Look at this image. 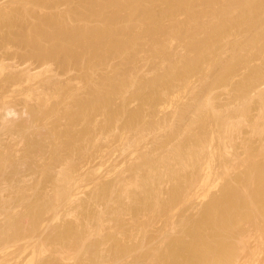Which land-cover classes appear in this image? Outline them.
<instances>
[{
    "label": "rangeland",
    "instance_id": "1",
    "mask_svg": "<svg viewBox=\"0 0 264 264\" xmlns=\"http://www.w3.org/2000/svg\"><path fill=\"white\" fill-rule=\"evenodd\" d=\"M250 1L253 2L251 11H244L237 3L238 10L232 8L227 12L220 1L210 4L206 0H193L197 21L202 25L196 37L208 43L209 48L193 66L189 64L194 55L188 48L189 38L179 37L180 26L189 18L185 10L177 13L179 17L174 20L171 17L161 19L165 34H162L160 46H153L151 39L145 37L139 38L135 49L100 55L82 52L77 60H71L67 53H50L53 40L39 35L40 32L32 27L40 24L45 31H52V25L42 20L56 16L68 28L102 29L101 17L89 15L86 0H0V19H4L0 20V264H146L144 260H149L147 256L151 258L156 247L162 243L166 245L185 231L186 225L182 228V224H186V220L199 217L203 205L218 193L227 179L232 182L235 175L244 171L248 165L241 161L247 158L245 144L254 148L252 155L249 153L251 156L259 146L260 150L264 148V132L254 133L250 126V119L257 118L261 112L260 99L264 95V0ZM214 9L225 10L229 18L226 21L216 17V25L222 27L216 35L210 27ZM141 22L139 17H134L119 21L116 27L119 24L138 32L145 24ZM36 36L42 40L41 47L33 43ZM159 49L169 54L160 55ZM172 69L177 73L174 76H170ZM88 99L95 100L98 105L95 110L76 109V100ZM7 109L14 112L6 115ZM73 113L77 118L71 121ZM223 116H231L238 126L234 130L237 133H232L236 138L232 140L231 136H226V142L221 139L225 137H221L223 128H219ZM205 138H211L206 140L211 143L206 145ZM202 143L206 149L201 147ZM195 147L203 150L205 160L199 157L200 163L196 160L197 163L192 164L191 160L203 153ZM159 156L166 157V161ZM181 158L191 164H181L184 160ZM207 161L209 167L205 165ZM146 162L153 163L152 167ZM224 163L232 164V167L227 166L235 169L229 170L225 178L227 166ZM148 166L150 170L153 168L149 174L153 178L145 182L146 186L143 178L148 175ZM202 166L205 171L201 170ZM222 166L225 173L221 171ZM174 169L179 170L178 177H175L177 172L174 176ZM199 169L203 173L198 172ZM209 170L211 179L206 177ZM135 172H139V180ZM197 172L199 179L195 176ZM203 176L209 178L206 179L209 182L214 178V187L211 183L209 197L202 196V200L198 195L204 191L201 187ZM134 177L137 182L143 181V185L140 181L141 187L139 182L132 184L134 187L128 183L132 178L136 181ZM193 177L198 180L191 189L193 193L176 200L184 203L175 201L166 205L172 192L182 185L185 190L189 182H184ZM218 178L219 186L214 182H218ZM179 180L177 186L175 183ZM122 181L130 185H127L130 191L124 198L120 194L126 187ZM157 188L160 194L154 201L150 190ZM65 198L73 199L69 202ZM11 220L14 221L12 226L17 227L13 230H10ZM177 223L181 226L177 227ZM63 229L74 232L62 236ZM251 230L246 231L250 237L245 232L249 238L243 239L246 242L237 235L236 241L242 247L236 244V236L228 237L229 242L236 244L231 263L238 259L240 264L244 263L245 256L254 251L258 257L255 255L253 260L255 256L250 254L252 258L247 257L248 263L244 264H264V248L261 253L262 248L259 250L255 245V251V247H251L257 242L261 245L262 241L255 240L260 233L256 235ZM33 251L37 252L34 257L31 256Z\"/></svg>",
    "mask_w": 264,
    "mask_h": 264
},
{
    "label": "bare ground",
    "instance_id": "2",
    "mask_svg": "<svg viewBox=\"0 0 264 264\" xmlns=\"http://www.w3.org/2000/svg\"><path fill=\"white\" fill-rule=\"evenodd\" d=\"M220 1L223 5V8L227 9V12L229 11L228 9H232V8H235L237 9L236 5L240 4L242 5V7L244 8V11L248 12V11H251V5L253 4V2H251L250 0H206L207 3H210V4H214L215 2H218ZM87 4H88V11H89V15L91 16H94V15H97V16H100L102 21H103V28L102 29H99V30H92L91 29H86V28H82V27H78V28H68L67 25L63 22L62 19H60L59 17H56V16H51V17H48L46 19H43L42 20V23H47L49 22L52 27L54 28L52 31H49L47 32L48 30H44V27L43 25H40V24H37L35 26L32 27V29H37L39 33V35H47L51 40H53V43H52V48L49 49L50 53L52 54H63L64 53H67L69 54V56L71 57V60H77L78 57H81V53L82 52H91L93 54H99V53H102L104 52L105 54H109V53H118V52H123V51H126L128 49H135L136 46L138 45V41L139 38H150L152 43L154 44L153 46H160V42H161V37H162V34L164 33V26H162V21L161 19H163L164 17H169L168 19L173 18H177L179 16H176L177 13H179L180 11H187L188 14H189V18L186 22L182 23V25L180 27H182V31L179 33V37H185V38H189V42H188V48L191 50L192 54L194 53L193 57L191 58V63L189 64H196V63H199L200 62V59L203 58L206 54H207V48H208V43H206L204 40H200L196 37V33L197 31L202 28V25L199 23V21H197V17H198V14L194 11L195 7L193 6V0H86ZM219 2V4H220ZM147 3V4H145ZM198 3V2H197ZM205 3V2H203ZM238 3V4H237ZM218 4V5H219ZM208 5V4H207ZM217 5V6H218ZM239 5V6H240ZM28 6V5H27ZM210 6V5H209ZM216 7V4L214 5ZM257 6V5H256ZM207 7V6H206ZM214 7V8H215ZM222 7V6H221ZM220 8V6L218 7ZM221 9V8H220ZM5 10V9H4ZM12 10V9H11ZM206 10V9H205ZM211 10H213L211 8ZM238 10V9H237ZM81 11V10H80ZM236 10L233 11V13L235 12ZM198 12V11H197ZM212 13V11H210ZM260 12V11H259ZM149 13V15L147 16V14ZM210 13V14H211ZM207 14V13H206ZM230 14H232L230 12ZM3 15V14H2ZM227 15V16H226ZM187 16V15H186ZM206 16V15H205ZM211 22H210V27H211V30L213 32L214 35H216V33L220 32L222 30V27L221 26H218L216 25L217 22H215L216 20V17H219L220 19L221 18H225L226 21L229 19L228 18V14L225 13V10L222 11V10H217L215 11L214 9V12L213 14H211ZM245 16L247 17V14L245 13ZM134 17H139L143 22L141 23H145L144 25H142V28L141 30H139L138 32H136V29L134 31H132L129 27H120L119 24L118 26L116 27V23H119V21H123L125 19H133ZM253 17V16H252ZM187 18V17H186ZM207 18V16H206ZM251 18V17H250ZM167 19V18H166ZM181 19V18H180ZM204 19V18H203ZM1 21H3L4 19H0ZM223 20V19H222ZM203 21V20H202ZM207 20H205L206 22ZM83 22V21H82ZM100 22V21H99ZM175 22V21H174ZM201 22V21H200ZM218 22H219V19H218ZM94 23V22H93ZM97 23V22H96ZM101 23V22H100ZM167 23V22H166ZM204 23V22H203ZM209 23V22H208ZM115 24V25H114ZM180 24V23H178ZM209 25V24H207ZM205 25V26H207ZM128 26V25H127ZM140 27V26H138ZM167 27V26H166ZM178 28V27H177ZM176 28V29H177ZM139 29V28H138ZM179 29V28H178ZM207 29V28H206ZM210 28H208L209 30ZM231 29V28H230ZM30 31V30H29ZM137 34H136V33ZM166 32V31H165ZM174 33V32H173ZM199 33V32H198ZM103 34L105 35H108V37H105L103 36ZM165 34V33H164ZM204 34V33H203ZM203 34H200L203 35ZM144 37H143V36ZM198 35V34H197ZM218 35V34H217ZM248 35V34H247ZM38 37V38H37ZM169 37V36H168ZM213 37V36H212ZM163 38V37H162ZM202 39V38H201ZM212 39V38H211ZM187 40V39H186ZM263 40V39H262ZM41 38L40 36H36L35 38H33V43L34 45L38 46V47H41ZM150 41V42H151ZM253 41V40H252ZM44 42V41H43ZM167 42V41H165ZM249 42V41H248ZM162 43V42H161ZM183 43V42H182ZM152 45V44H151ZM171 45H172V42H171ZM187 45V44H186ZM148 46V45H146ZM216 46V45H215ZM164 47V46H163ZM167 47V45L165 46V48ZM243 48V47H241ZM143 49V48H142ZM168 49V48H166ZM172 49V48H170ZM209 49V48H208ZM239 49V48H238ZM130 51V50H129ZM160 52V55L162 53V55H165V53L169 54L168 52H164L163 50H158ZM177 50H175L176 52ZM251 51V50H250ZM156 52V51H154ZM187 52V51H186ZM185 52V53H186ZM189 51V53H191ZM171 53V52H170ZM127 54L128 51H127ZM132 54V53H131ZM177 54V53H176ZM100 55V54H99ZM172 55V54H171ZM170 55V56H171ZM212 55V54H211ZM88 56V55H87ZM247 56V55H246ZM157 57V56H156ZM176 57V55H175ZM174 57V59H175ZM128 58V57H127ZM126 58V59H127ZM170 58V57H169ZM173 58V57H172ZM85 59V58H84ZM157 59V58H156ZM163 59V58H162ZM95 60V59H94ZM131 60V59H130ZM129 60V61H130ZM160 60V59H159ZM172 60V59H171ZM212 60V59H211ZM189 61V62H190ZM217 61V59H216ZM165 62V60H164ZM181 62V61H180ZM206 62V61H205ZM245 62V61H244ZM84 63V62H83ZM135 63V62H134ZM161 63L162 60H161ZM166 64V63H165ZM213 64V63H212ZM222 64V63H220ZM161 65V64H160ZM159 65V66H160ZM164 65V64H163ZM171 65V64H170ZM158 66V65H157ZM195 66V65H193ZM211 66V65H210ZM162 67V66H161ZM169 67V66H168ZM179 68V67H178ZM177 69V68H175ZM181 69V68H180ZM161 70V69H160ZM136 71V70H135ZM163 71V70H162ZM173 73L170 75V76H174L176 71L174 72V70L172 69ZM224 71V69L222 70ZM117 72V71H116ZM112 73V72H111ZM213 73V72H212ZM177 74V73H176ZM220 74V73H219ZM120 75V74H119ZM104 76V75H103ZM132 76V75H131ZM209 76V75H208ZM215 76V75H214ZM221 76V75H220ZM171 78V77H170ZM218 78V77H217ZM98 80V79H97ZM124 80V79H123ZM174 80V79H173ZM246 82V81H245ZM147 83V82H146ZM248 83V82H247ZM149 84V83H148ZM152 84V83H151ZM92 87V86H91ZM125 87V86H124ZM153 87V86H152ZM240 87V85H239ZM138 88V87H137ZM187 89V87H186ZM91 90V89H90ZM238 91V90H237ZM246 93V92H245ZM259 94V93H258ZM263 94V93H261ZM180 96V95H178ZM177 96V97H178ZM70 97V96H69ZM263 98H261V105H259L261 107V112H259V115L257 116V118L255 117L254 119H250V126L252 127V130L254 131V133H259V135L261 134V132H264V95L261 96ZM239 98V97H238ZM245 100V99H244ZM247 100V98H246ZM259 100V101H260ZM94 99H88V100H76L75 101V107L76 109H82L83 111H88V112H92L93 110H95L97 108V104L94 103ZM210 102V101H209ZM243 102V101H242ZM241 102V103H242ZM214 104V103H213ZM259 104V103H258ZM47 105V104H46ZM208 105V103H207ZM206 105V106H207ZM212 105V104H211ZM250 105V104H249ZM44 106V105H43ZM45 107V106H44ZM246 107V106H245ZM259 107V108H260ZM105 108V107H103ZM244 108V107H243ZM258 108V109H259ZM220 109V108H219ZM212 110V108H211ZM260 110V109H259ZM11 111L14 112L13 109H7L6 112L8 114L6 115H9V113L11 114ZM52 111V110H51ZM209 111V110H208ZM216 111V110H215ZM5 112V113H6ZM59 112V111H58ZM57 112V113H58ZM42 113V112H41ZM84 113V112H83ZM187 113V112H186ZM209 113V112H207ZM225 114V113H224ZM44 115V114H43ZM49 115V114H48ZM56 115V114H55ZM223 115V114H222ZM221 115V116H222ZM68 116V115H67ZM77 118V115L76 114H71L70 115V120L71 121H74L75 119ZM216 119V118H215ZM222 120H220V126L219 128H223V131L224 133H221L224 134V135H220L221 139H225L226 136L227 138L229 136H231V139L233 138V132H236L234 131L235 128L238 126L236 125L237 122H232V118L231 116H223V118H221ZM241 119V118H240ZM64 120V119H63ZM69 120V119H68ZM44 121V120H43ZM79 121V120H78ZM70 122V121H69ZM204 122V121H203ZM208 122V121H207ZM241 122V121H240ZM71 123V122H70ZM69 123V124H70ZM47 124V123H46ZM185 124V123H184ZM201 124V123H200ZM43 125V124H42ZM211 125V124H210ZM71 126V125H70ZM242 126V125H241ZM192 128V127H191ZM216 128V126H215ZM204 129V128H203ZM193 129H191L192 131ZM202 130V129H201ZM208 130V129H207ZM239 130V129H238ZM187 131V130H185ZM194 131V130H193ZM213 132V131H212ZM222 132V131H221ZM174 133V132H173ZM208 133V132H207ZM233 133V134H232ZM237 133V132H236ZM204 134V133H202ZM214 135V132L212 133ZM211 134V135H212ZM225 134H228V135H225ZM140 135V134H139ZM199 135V133H198ZM206 135V134H205ZM210 135V136H211ZM258 135V136H259ZM209 136V135H208ZM207 136V137H208ZM255 136V135H254ZM257 136V135H256ZM204 137V136H203ZM206 137V138H207ZM235 137V136H234ZM137 138V137H136ZM142 138V136H141ZM175 138V137H174ZM183 138V137H182ZM203 139L204 141L206 140H211V138L209 139ZM219 138V137H218ZM230 138V137H229ZM236 138V137H235ZM233 138V139H235ZM128 139V138H127ZM134 139V138H133ZM140 139V138H139ZM143 139V138H142ZM216 139V138H215ZM232 139V140H233ZM173 140V139H172ZM201 140V141H203ZM213 140V138H212ZM218 140V139H217ZM231 140V141H232ZM141 141V139H140ZM139 141V142H140ZM197 141V140H196ZM222 141V140H221ZM229 140V142H231ZM130 142V140H129ZM138 142V141H137ZM210 142V141H209ZM206 141V145L207 143H209ZM220 142V141H219ZM225 142H226V139H225ZM174 143V142H173ZM211 143V142H210ZM245 143V142H244ZM185 144V142H184ZM194 144V143H193ZM204 144L205 143H202L200 146L201 147H204ZM134 145V144H133ZM180 145V144H179ZM205 145V146H206ZM226 145V144H225ZM247 145H249L247 143ZM245 144V150L247 152V158L241 160L242 163L244 164H248L246 166V168L244 169V171L242 173H238L237 175H235V179H231L232 182H230L228 179L224 182V184L221 185V188L218 190V193H215V195H213V197L211 198L210 201L206 202L203 207H202V211L201 213L199 214V217L197 219H189V220H186V224H182V228H183V225H186V229H184L185 231L180 234V235H177L176 237L174 236L171 240L168 241V243L166 245H159V247H156V249H154L151 253V258L150 257H146L148 258L149 260H144L146 264H235L237 263V261L239 260L237 257H235L236 259L238 260H235L234 263H231V261L234 259V254L236 252V248H235V245L237 244L238 246H241L238 244V241H236L238 238V236H240V240H246L245 237L248 236L247 234V230L248 228H251L253 230V233L254 234H258V236H256L257 238L255 239L256 241H262L261 245L259 244V242H257L256 244H254L253 246H251L252 248L255 247V245L257 246V249L259 248H262L261 249V253H263V248H264V148L262 150L261 149V146H259V150L260 152H257L259 150H256V153L255 156L252 153L255 151L254 148L251 146H247ZM171 146V145H170ZM173 146V145H172ZM171 146V147H172ZM181 146V145H180ZM221 146V144H220ZM144 147V146H143ZM211 146H209L210 148ZM225 147V146H223ZM138 148V147H137ZM140 148V147H139ZM170 148V147H169ZM177 148V147H176ZM179 148V147H178ZM191 148V147H190ZM198 148V147H195V149ZM205 148V147H204ZM207 148V147H206ZM205 148V149H206ZM175 149V148H174ZM193 149V147H192ZM211 149V148H210ZM225 149V148H224ZM189 150V149H188ZM194 150V149H193ZM196 150H199L200 152H203V150H201L200 148L199 149H196ZM226 150V149H225ZM169 151V149H168ZM174 151V150H173ZM195 151V150H194ZM199 151H196V154H199L200 152ZM208 151V150H207ZM210 151V150H209ZM175 152V151H174ZM185 152V151H184ZM198 152V153H197ZM223 152V151H222ZM167 153V152H166ZM173 153V152H171ZM215 153V152H214ZM225 153V152H224ZM251 155H250V154ZM162 154V153H161ZM169 154V153H168ZM195 154V153H194ZM207 154V153H206ZM211 154H213L212 150H211ZM178 155V154H177ZM182 155V154H181ZM189 155V153H188ZM200 155V154H199ZM208 155V154H207ZM215 155V154H214ZM225 155V154H224ZM176 156V155H175ZM187 156V155H185ZM194 156V155H193ZM193 156H191L193 158ZM159 157H162L164 158L163 156H159ZM171 157V155L169 156ZM174 157V156H173ZM178 157V156H177ZM199 157H203L204 158V152L201 154V156H198L193 158L195 159L193 161V159L190 160L194 163L192 164H195L196 160L198 161ZM207 157V156H206ZM212 157V155H211ZM210 157V158H211ZM166 158V157H165ZM165 158L163 159L164 161ZM214 158V157H213ZM212 158V159H213ZM224 158V157H223ZM152 159V158H151ZM159 159V158H158ZM161 159V158H160ZM158 160V161H161V160ZM167 159V158H166ZM171 159V158H170ZM180 159V158H179ZM182 159V158H181ZM184 159V158H183ZM182 159V160H183ZM202 159V158H200ZM150 160V159H149ZM156 160V159H155ZM181 160V161H182ZM205 160V158H204ZM203 160V161H204ZM224 160V159H223ZM147 161V160H146ZM173 161V159H172ZM180 161V162H181ZM201 161V160H200ZM157 162V161H155ZM163 162V161H162ZM183 163L181 164H191V163H187L185 162V159L182 161ZM212 162V160H211ZM231 162V161H230ZM229 162V163H230ZM149 164V166L153 163H149V162H146ZM197 163V162H196ZM198 163H200L198 161ZM204 163V162H203ZM208 161L205 163V165L208 166ZM146 164V165H148ZM169 164V163H167ZM178 164V163H177ZM180 164V166H181ZM202 164V163H201ZM222 164V163H221ZM226 166H231L232 164H226L224 163ZM151 165V167H152ZM179 165V164H178ZM184 165L181 167V169L183 168H186L184 167ZM187 165V166H188ZM199 165V164H198ZM204 165V164H203ZM148 166V170L146 171L147 172V176L143 178V181L144 183H148L150 179L153 178V176H150V172L153 168H149ZM166 166V165H165ZM164 166V168H165ZM171 166V165H170ZM225 167L226 168V171L224 169V171L226 172V174H224V178L225 176H228L229 175V170L233 172V170L235 171V169H230V167ZM143 167V166H142ZM147 166H145L144 164V168H146ZM159 167V166H158ZM189 167H193V166H189ZM188 167V168H189ZM203 167V166H202ZM209 167V166H208ZM232 167V166H231ZM234 167V166H233ZM210 168H211V165H210ZM209 168V169H210ZM229 168V169H228ZM169 169V168H167ZM179 169V168H177ZM181 169H180V172H181ZM201 169V168H200ZM198 170V172H200L201 170H204L205 171V168L203 167V169L201 170ZM212 169V168H211ZM134 170V169H133ZM150 170V171H149ZM176 169H174V176H175V172L176 173V176L175 177H178L177 174L179 175V170L178 171H175ZM214 170V169H213ZM139 171V169H138ZM149 171V172H148ZM170 171V170H169ZM207 171V170H206ZM210 171L209 170V175L206 174V177L210 176V179H211V175H210ZM223 171V166H222V170ZM223 171V172H224ZM133 172V171H132ZM153 172V170H152ZM183 172H184V169H183ZM198 172L196 173V177H197V174ZM224 172V173H225ZM136 174H138L137 172H135ZM134 173V174H135ZM154 173H156V171L154 170ZM195 173V172H194ZM200 173H203V172H200ZM205 173V172H204ZM228 173V174H227ZM133 174V175H134ZM166 174V173H165ZM171 174V175H173ZM193 174V172H192ZM212 174V172H211ZM221 174V173H220ZM219 174V175H220ZM182 175V174H181ZM180 175V177H181ZM232 176V173L230 174ZM139 174L135 177L138 178ZM159 176V175H158ZM199 176V175H198ZM201 176V175H200ZM213 176V175H212ZM222 176V175H221ZM222 176V177H223ZM134 177V179H135ZM140 177V176H139ZM152 177V178H150ZM184 177V176H183ZM182 177V179H184ZM204 178L203 176V183L201 182V187L203 186L204 188V191L201 190V193L199 198L201 199L202 196L204 198V196H206L208 194V192H211L212 190L211 187L213 186V180L214 178H212V181L209 182L207 181L206 179L210 180L209 178ZM71 178V177H70ZM150 178V179H149ZM199 179V177H197ZM72 179V178H71ZM130 179V178H129ZM142 179V178H141ZM177 179V178H175ZM173 179V180H175ZM187 179V178H186ZM194 179V180H193ZM193 179H188L187 182H184V183H188V184H185V190L184 188V185H182L181 187L178 185L180 183V180L179 182H176L175 184L179 187H177L176 190H174L172 193L173 195L171 196V198L168 200L167 204L166 205H171L173 204L178 198L184 196L183 198H187L189 197L192 193L191 191L193 190L194 186H195V183L198 181L197 179L195 180V178L193 177ZM206 181H205V180ZM217 179V178H216ZM73 180V179H72ZM125 180H128V179H125ZM136 180V179H135ZM139 180V178H138ZM171 180V179H170ZM67 181V180H66ZM70 181V180H69ZM130 180H128V183H130V185L132 184H137L139 182V186L141 187V185H143V181H141V185H140V181L137 182L133 180V178L131 179V181L129 182ZM148 181V182H147ZM152 180H150L151 182ZM177 181V180H176ZM183 181H186V180H183ZM182 181V182H183ZM218 182L214 181L216 184L215 185H218L219 186V181L220 179L218 178L217 180ZM68 182V181H67ZM73 182V181H72ZM118 182V181H117ZM124 184L123 186L126 185V187L122 188V190L120 192L121 194V197H123L124 195H126V192H128V189L127 190V182L125 184L124 181H122ZM134 182V183H132ZM137 182V183H135ZM155 182V181H154ZM206 182V183H205ZM69 184H71L70 182H68ZM145 183V184H146ZM178 183V184H177ZM183 183V184H184ZM205 183V184H204ZM211 183H212V186H211ZM236 183V184H235ZM121 184V185H122ZM144 184V186H145ZM206 187H204V185ZM118 185V184H117ZM129 185V187H130ZM136 185V186H138ZM100 186V185H99ZM133 187L135 185H132ZM131 186V187H132ZM143 186V187H144ZM146 186H148V184H146ZM159 186V185H158ZM162 185H160V188H161ZM198 186V185H197ZM196 186V187H197ZM200 186V185H199ZM218 186H215L218 187ZM122 187V186H120ZM214 187V186H213ZM212 187V188H213ZM160 188H157L155 189V191L153 190L151 192L150 190V196H152V199L154 200L156 197H159V194L160 192H158V189ZM199 188V187H198ZM206 188V189H205ZM143 189V188H142ZM151 189H153L151 187ZM174 189V188H173ZM192 189V190H191ZM202 189V188H201ZM244 189V190H243ZM127 190V191H126ZM184 190V191H183ZM210 190V191H209ZM130 191V190H129ZM161 191V190H160ZM196 191V190H195ZM149 192V190H148ZM163 192V191H162ZM200 192V191H198ZM70 193V192H69ZM119 194V196H120ZM146 192H145V196H146ZM156 194H158V196H155ZM163 194V193H162ZM195 194V193H194ZM73 195V194H72ZM75 195V194H74ZM106 195V194H105ZM209 195V194H208ZM207 195V197H209ZM211 195V194H210ZM77 196V195H76ZM111 196V195H110ZM139 196V195H137ZM91 197V196H90ZM161 197V196H160ZM197 197V196H196ZM195 197V198H196ZM112 198V197H111ZM110 198V199H111ZM120 198V197H119ZM124 198V197H123ZM146 200H148L147 197H145ZM199 198H198V201H199ZM202 198V200H203ZM69 198H65V200H68ZM73 199V198H72ZM71 199V200H72ZM127 199H128V196H127ZM126 199V200H127ZM130 199V198H129ZM151 199V200H152ZM158 199V198H156ZM181 199V198H180ZM179 199V201L181 202V200ZM190 198H188L187 200H189ZM191 199H193L191 197ZM206 199V197L204 198ZM70 200V201H71ZM92 200V199H90ZM121 200V199H120ZM145 200V201H146ZM183 200V199H182ZM69 201V200H68ZM69 201V202H70ZM75 201V200H74ZM73 201V202H74ZM97 201V199H96ZM110 201V200H109ZM112 201V200H111ZM154 201H157V200H154ZM159 201V200H158ZM184 201V200H183ZM187 201V203H188ZM66 202V201H65ZM119 202V201H118ZM177 202V201H176ZM180 202H177L180 204ZM192 202V201H191ZM196 202V201H195ZM72 203V202H71ZM113 203V202H112ZM129 203V202H128ZM156 203V202H155ZM159 203V202H158ZM157 203V204H158ZM161 203V202H160ZM184 203V202H181V204ZM185 203H186V200H185ZM116 204V203H115ZM156 204V205H157ZM178 204V206H180ZM194 205V204H193ZM197 205V204H195ZM69 206V204L67 205ZM108 206V205H107ZM160 206V205H159ZM82 207V206H81ZM174 207V206H173ZM128 208V207H127ZM152 208V207H151ZM170 208V206H169ZM168 208V209H169ZM192 208H194L192 206ZM115 209V208H114ZM120 209V208H119ZM155 209V208H154ZM167 209V210H168ZM172 209V208H170ZM201 209V208H200ZM123 210V209H122ZM153 210V209H152ZM117 211V210H116ZM156 211V210H155ZM110 212V211H109ZM153 212V211H152ZM170 212V210H168V213ZM101 213V212H99ZM119 213V212H118ZM117 213V214H118ZM154 213V212H153ZM103 214V212H102ZM116 214V215H117ZM170 214V213H169ZM174 214V213H173ZM198 214V213H197ZM121 215V214H120ZM196 215V214H195ZM168 217V216H167ZM175 217V216H174ZM183 217V216H182ZM185 217V216H184ZM102 218V217H101ZM196 218V217H195ZM169 219V218H168ZM171 219V218H170ZM175 219V218H173ZM14 220V219H12ZM11 222V225H14V221ZM97 220V219H96ZM99 220V219H98ZM145 220V219H144ZM102 221V220H100ZM99 221V222H100ZM147 221V220H146ZM145 221V222H146ZM149 221V220H148ZM147 221V223H148ZM169 221V220H168ZM181 221L183 222L184 220L181 219ZM18 223V222H16ZM15 223V225H16ZM167 223V222H166ZM172 223V221H171ZM175 223V222H174ZM180 223V221H179ZM179 223H177V227H180L178 226ZM246 223H248V225H246ZM19 224V223H18ZM17 224V225H18ZM99 224H102L99 223ZM181 224V223H180ZM145 225V224H144ZM175 225V224H174ZM140 226V225H139ZM172 226V225H171ZM250 226V227H249ZM97 227V226H96ZM141 227V226H140ZM168 227V226H167ZM170 227V226H169ZM11 229L10 230H13L12 228H17L16 226H12L10 227ZM181 228V229H182ZM185 228V227H184ZM167 229V228H166ZM175 229V228H174ZM178 229V228H176ZM175 229V230H176ZM22 230V229H21ZM20 230V231H21ZM90 230V229H89ZM171 230V229H170ZM180 230V229H179ZM250 230V229H249ZM252 230H251V233H252ZM18 231V230H17ZM168 231V230H167ZM172 231V230H171ZM174 231V230H173ZM74 232L72 229H63L61 231V234L60 235H65V234H69ZM91 232V231H90ZM94 232V231H93ZM97 232V231H96ZM247 236H245L246 234ZM250 232V231H249ZM257 232V233H255ZM18 233V232H16ZM104 233V232H103ZM94 234V233H93ZM102 234V233H101ZM244 234V235H242ZM252 234V235H254ZM59 235V236H60ZM76 235V234H75ZM92 235V234H91ZM164 235V234H163ZM238 235V236H237ZM74 236V235H73ZM87 236V234H86ZM229 236H232V237H235V241L237 242L235 244V242L231 243L228 241V237ZM251 236V235H250ZM248 236V237H250ZM255 236V235H254ZM253 236V237H254ZM1 237V236H0ZM79 237V236H78ZM81 237V236H80ZM89 237V235H88ZM87 237V238H88ZM247 237V239H249ZM86 238V237H85ZM92 238V237H91ZM167 238H170V237H167ZM80 239V238H79ZM82 239V238H81ZM234 239V238H233ZM261 239V240H260ZM83 240V239H82ZM88 240V239H87ZM239 240V241H240ZM243 240V241H244ZM81 241V240H80ZM166 241V240H165ZM249 242V240H247ZM251 241V240H250ZM255 241V242H256ZM83 242V241H82ZM242 242V241H241ZM239 242L240 244H244V242ZM81 243V242H79ZM165 243V242H164ZM234 244V245H233ZM248 244V246H250L249 243H246ZM244 245L245 247L247 245ZM95 245V244H94ZM93 245V246H94ZM259 245V247H258ZM83 246V245H82ZM97 246V245H95ZM158 246V245H157ZM41 247H44L42 246L41 244ZM242 247V246H241ZM35 248V247H34ZM38 248V247H37ZM73 248V247H72ZM244 248V247H243ZM251 248V249H252ZM81 250L82 247L80 248ZM100 249V248H99ZM239 249V248H238ZM248 249V248H247ZM256 247H255V251L257 250ZM35 250V249H34ZM78 250V249H77ZM123 250V249H122ZM260 250V249H259ZM42 251V250H41ZM79 251V250H78ZM239 251V250H238ZM249 251V250H248ZM34 253H32L34 257V254L35 251H33ZM43 252H46V250ZM89 252V251H88ZM254 252V251H253ZM252 252V253H253ZM257 252H260V251H257ZM81 253V251L79 252ZM240 253V252H239ZM248 253V252H247ZM252 253H248V256L247 257H251V255L255 256L256 252H254L253 254ZM259 253V254H261ZM56 254L60 255L59 252ZM63 253H61L62 255ZM95 254V253H94ZM238 254V253H237ZM251 254V255H250ZM41 255V254H40ZM44 255V254H43ZM73 255V254H72ZM76 255V253H75ZM79 255V254H78ZM239 255V254H238ZM247 255V254H245ZM250 255V256H249ZM236 256V255H235ZM258 257V255H256ZM256 256L255 258H252L253 260L256 259ZM31 257V258H33ZM62 257V256H61ZM60 257V258H61ZM104 257V256H103ZM247 257L245 256V261H247ZM30 258V259H31ZM65 258V257H64ZM68 258V257H67ZM142 258V256H141ZM34 259V258H33ZM63 259V258H62ZM101 259V258H100ZM250 259V258H249ZM248 259V260H249ZM252 259L251 262H252ZM151 260V261H150ZM249 260V262H250ZM30 261H33V260H30ZM244 261V263H245ZM142 262V261H141ZM239 262V261H238ZM254 262V261H253ZM86 263V262H85ZM243 262H241L242 264ZM243 263V264H244ZM248 263V261L246 262ZM240 264V262L238 263ZM253 264V263H251Z\"/></svg>",
    "mask_w": 264,
    "mask_h": 264
}]
</instances>
